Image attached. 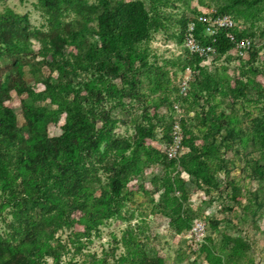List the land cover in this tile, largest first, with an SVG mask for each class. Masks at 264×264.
Wrapping results in <instances>:
<instances>
[{
  "label": "rangeland",
  "instance_id": "374dc122",
  "mask_svg": "<svg viewBox=\"0 0 264 264\" xmlns=\"http://www.w3.org/2000/svg\"><path fill=\"white\" fill-rule=\"evenodd\" d=\"M140 1L163 26L138 42L136 53L128 56L130 65L125 59L102 56L93 20L63 12L62 22L78 25L77 39L65 43L60 60L43 49L38 35L31 36L4 105L13 111L24 137L28 122L43 125L49 136L59 134L76 106L84 118L93 120L98 151L115 140L124 155L133 147L138 125H153V137L143 145L159 150L162 129L175 116L185 149L170 160L160 151L156 162L140 158L137 172L110 212L92 201L106 198L101 194L107 190L101 171L96 173L98 182L91 179L85 208L70 212L68 218L42 212L38 200L34 219L44 222L42 229L33 242L19 247L36 259L35 264H264V178L250 171L253 163L264 165V146L253 142L256 122L264 121V0ZM6 8L24 14L30 30H45L48 16L36 0H0V12ZM202 12L230 14L251 47L238 58L227 53L191 64L188 97L181 100L183 111L177 117L166 109L167 102L178 98L167 71L179 70L184 60L171 57L165 44L178 38L185 15ZM197 38L207 39L201 26ZM90 51L95 52L92 63L82 68ZM11 57L0 50V71ZM99 60L103 69L95 67ZM46 85L56 95L53 99ZM1 146L0 166L8 179L0 178V235L7 238L23 199L20 191L13 195L10 188L28 171L15 163V150ZM91 175L87 170L85 178ZM171 206L178 207V214L169 219ZM194 222L203 223L198 249L187 237ZM52 250L53 255H47Z\"/></svg>",
  "mask_w": 264,
  "mask_h": 264
},
{
  "label": "trees",
  "instance_id": "16d2710c",
  "mask_svg": "<svg viewBox=\"0 0 264 264\" xmlns=\"http://www.w3.org/2000/svg\"><path fill=\"white\" fill-rule=\"evenodd\" d=\"M258 1L262 0H252ZM36 2L48 16L44 31L30 30L24 14L18 15L7 8L0 12V50L12 56L10 63L5 64L0 71V159L1 144H4L15 150L14 160L18 167L23 166V170L28 171L23 173L19 188L17 185L10 188L13 195L19 194L20 191L23 199L15 208L16 218L15 223L11 225V238L0 235V264H35L36 259L27 253L25 248L19 246L33 242L37 231L42 229L44 222L34 219L39 207L42 212L55 211L66 218L74 210H83L87 197L90 196L91 179L98 182L99 177L96 173L101 171L107 187L101 194L106 195V198L102 200L100 196L92 201L106 205L105 209L110 212L116 207L126 181L137 172V161L143 157L147 162H156L160 151L143 145L144 139L153 137V125L137 126L135 138L131 142L133 147L127 155L117 148L115 140L106 142L98 151V136L95 134L96 130H93V120L84 118L76 106L71 107L72 114L65 118L59 134L49 136L43 125L28 122L29 134L27 137L22 135V130L15 123L13 111L4 105V102L9 98L19 66L27 53V41L31 36L38 35L44 44L43 49L63 60V46L68 40H76L79 33L78 25L59 19L63 12H70L77 20L95 22L94 34L98 38L99 52L103 57L125 59L130 65L128 56L136 53L138 42L143 40L150 30L163 26L158 16L145 10L140 0H116L112 3L109 0H36ZM235 2L250 3L249 0ZM183 22L182 31L185 27V16ZM199 26L200 24H195V38L199 43H209V38L205 42L197 38ZM182 31L176 39L177 42L181 39ZM244 35L241 31L237 33L238 37ZM212 38L217 56L230 48L223 30H218ZM184 54L183 57L175 58L184 60L182 65L184 63L190 66L193 63L198 65L202 61V58L196 55ZM94 55L95 52L92 51L86 54V63L81 67L85 69L89 67ZM75 57L78 59L80 56ZM139 59L142 61L143 56ZM95 67L103 69L105 64L99 60ZM46 88H49L47 95L53 99L56 95H51L48 85ZM172 90L175 92L174 88ZM51 91L54 92L52 89ZM262 95L264 97V90ZM166 109L170 111V102L166 103ZM160 116L164 118L166 114ZM170 124L171 122L162 129L164 135L161 137V143L168 141ZM253 139L259 147L264 146V121L256 122ZM110 151L119 153L111 154ZM160 155L167 159L161 151ZM5 160L9 162L8 159ZM87 170L92 175L85 178ZM250 171L253 176L264 178V165L253 163ZM0 178L3 182L8 179L1 166ZM164 181L167 184L166 189L170 191L169 183L165 178ZM32 195L36 197L30 198ZM38 200L43 202L41 206L37 203ZM162 200L166 201L165 192ZM177 214L178 207L171 206L167 209L166 215L169 219ZM12 240L17 243H12ZM30 250L33 251L34 247ZM47 255L52 256L53 250L47 252ZM54 261L56 263L57 258H54Z\"/></svg>",
  "mask_w": 264,
  "mask_h": 264
},
{
  "label": "built area",
  "instance_id": "2783aa9c",
  "mask_svg": "<svg viewBox=\"0 0 264 264\" xmlns=\"http://www.w3.org/2000/svg\"><path fill=\"white\" fill-rule=\"evenodd\" d=\"M185 27L181 34L179 42L172 41L165 44V47L171 53V57H183V53L189 55H196L202 60L217 56L215 47L212 45V36L218 31H224V37L230 45V48L223 54L230 53L233 57L238 58L244 55L250 50V42L245 36L238 37L239 25L237 21L229 14H217L206 15L205 12L191 16L185 15ZM200 24L209 38V43H199L194 35L195 24ZM193 70L191 66L184 63L179 70L175 68H169L167 73L171 80L172 88L175 89L177 99L170 102V111L174 112L177 117H181L180 112L182 109V99L188 97L189 83L191 81V74ZM165 110H163L164 112ZM169 111V112H170ZM182 135L180 127L178 125L177 118L172 116V121L168 133V141L160 143V151L165 155L167 159L175 158L176 155L181 154L184 151ZM203 235V223L194 222L191 228L188 230L187 237L190 239L191 247L198 249V244L202 240ZM193 236V237H191Z\"/></svg>",
  "mask_w": 264,
  "mask_h": 264
}]
</instances>
